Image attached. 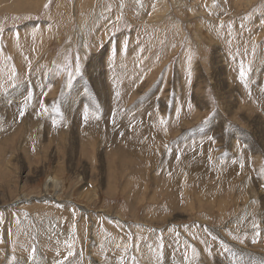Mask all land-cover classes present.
Instances as JSON below:
<instances>
[{"label": "rangeland", "instance_id": "rangeland-1", "mask_svg": "<svg viewBox=\"0 0 264 264\" xmlns=\"http://www.w3.org/2000/svg\"><path fill=\"white\" fill-rule=\"evenodd\" d=\"M0 4V53L4 47L13 51L0 55V136L3 133L5 141L0 146V262L7 255L8 245L2 243L7 236L15 254L12 260L43 255L42 260L17 264H89L93 258L103 264H147L146 258L161 264L178 259L187 264L189 258L214 264L215 256L227 264L232 256H223L225 242L214 236L215 230L249 250L264 251L263 216L240 208L243 223L231 227L238 231H229L231 225L226 224L236 220L234 208L240 200L255 201L253 208L264 205V131L255 124L261 120L259 111L264 112V0ZM257 64L258 75L251 78ZM38 76H43L44 85L60 86L62 94L37 106L42 121L34 125L25 111L35 105L33 83ZM232 83L249 94L252 87L258 88V95L251 94L253 113L248 98L246 107L231 101ZM127 84H132L130 93L124 88ZM140 104L148 108L136 113L134 107ZM8 105L15 106L13 112L8 113ZM37 130L42 144L43 134L57 131L44 151L34 140ZM58 131L65 134L60 137ZM187 139L199 140V158L184 156ZM251 144L255 150L250 155ZM164 150L167 157L158 155L157 163L155 153ZM235 152L248 155L247 163L220 175L218 162L233 160L236 166L237 156H231ZM200 156L211 164L214 160L216 167L212 180L202 181L212 187L206 193L189 169L202 160ZM165 171L163 177L169 181H155L154 176ZM215 175L223 177L221 188L213 187ZM233 177L240 178L239 185L248 179L258 194L228 189Z\"/></svg>", "mask_w": 264, "mask_h": 264}, {"label": "bare ground", "instance_id": "bare-ground-1", "mask_svg": "<svg viewBox=\"0 0 264 264\" xmlns=\"http://www.w3.org/2000/svg\"><path fill=\"white\" fill-rule=\"evenodd\" d=\"M36 1V0H35ZM38 1V0H37ZM78 1V0H77ZM1 2H3V1H1ZM21 2V1H20ZM22 3V2H21ZM89 3H90V1H89ZM80 4V3H79ZM217 4V3H216ZM1 5V4H0ZM5 6V5H4ZM17 6V5H16ZM21 6H22V4H21ZM81 6V5H80ZM33 7H35V5L33 6ZM17 8V7H16ZM81 8V7H80ZM32 9V8H31ZM84 9V8H83ZM13 11V10H12ZM263 17V16H262ZM212 21V20H211ZM171 24V23H170ZM259 29V28H258ZM12 32V31H11ZM17 32V31H16ZM12 34V33H11ZM17 34V33H16ZM15 34V35H16ZM32 36V35H31ZM4 38V37H3ZM8 39H10V37L8 38ZM20 39V38H19ZM13 41V40H12ZM19 42V41H18ZM25 42V41H24ZM226 42V41H225ZM229 42V41H228ZM14 43V42H13ZM85 43V42H84ZM218 43V42H217ZM245 43V42H244ZM11 44V43H10ZM12 45V44H11ZM15 44H13V46H14ZM11 48H12V46H11ZM13 51H12V49H9V47H4V51L2 50L1 51V53H0V55H2V53H4V55L5 54H7V53H12ZM16 52V51H15ZM18 52V51H17ZM14 55V54H13ZM34 55H36V54H34ZM7 56H9V55H7ZM11 56V55H10ZM20 56H21V51H19L18 53H16V59H17V61L19 60V58H20ZM38 56H39V54H38ZM48 57V54H46L45 55V57L44 58H47ZM26 58V57H25ZM22 59V58H21ZM42 61V60H41ZM20 62V61H19ZM25 62V61H24ZM23 62V63H24ZM4 65V64H3ZM30 66V65H29ZM22 67V66H21ZM35 67V66H34ZM258 67H259V65L257 64V66H256V71H254V74L253 75H251V78H253L254 76H257L258 74ZM6 68V67H5ZM9 68V67H8ZM37 68V67H36ZM40 68H43L42 67V65L40 66ZM40 68H39V70L38 69H35L36 70V72L37 71H40ZM3 69V68H2ZM1 69V70H2ZM197 70V69H196ZM199 70V69H198ZM66 71V70H65ZM200 71V70H199ZM8 72H10V71H8ZM24 72V71H23ZM33 72V71H32ZM42 72H43V70H42ZM56 72V71H55ZM113 72V71H112ZM34 73V72H33ZM18 74V73H17ZM38 74V73H37ZM39 74H41V73H39ZM109 74H111V73H109ZM118 74V73H117ZM127 74V73H126ZM255 74H257V75H255ZM112 75V74H111ZM47 77V76H46ZM114 78H116L115 76H113ZM117 77H118V75H117ZM136 77V76H135ZM34 78V77H33ZM32 78V79H33ZM47 79V78H46ZM55 78H53V80H54ZM117 79V78H116ZM52 80V81H53ZM113 80V79H112ZM111 81V80H110ZM176 81V80H175ZM114 82V81H113ZM116 82V81H115ZM235 82H238L237 80H235ZM120 83V82H119ZM118 83V84H119ZM134 83V82H133ZM132 83V84H133ZM118 84H116L117 86H118ZM132 84H127V86H125L124 88H126L127 89V92H129L130 90H131V88L132 87H130V85H132ZM65 85V84H64ZM113 85H114V83H113ZM248 85H249V83H248ZM239 86H240V84H239ZM65 87V86H64ZM33 88L36 90V93L34 94L36 97L32 100L34 103H35V105L33 104H31L30 106H31V109L29 110V111H25V113H26V117H27V120L29 121V122H33V123H29V124H34V125H37L38 123H40V121H42V120H40V118H39V115H38V113L36 112L37 111V106L39 105V106H46V105H48V103H49V101H52V100H55V98H56V95H57V93L59 92V88H60V86H59V88H56L54 85H51V83L50 82H48V84H45L44 85V79H43V76L42 77H40V76H38V78H37V82L35 81L34 83H33ZM135 88V89H134ZM133 89L134 90H136V87H134ZM154 88V87H153ZM71 89H73V88H71ZM123 89V88H122ZM132 89V90H133ZM138 89V88H137ZM157 89V88H156ZM252 89H254L253 90V92H251L250 94L249 93H247L249 90L247 89V90H243V88L240 86V88H238V85L236 84H233L232 83V85H231V87H230V92H231V95H232V100L231 101H233V102H235V101H238V103H239V107L241 106V105H243V106H247L246 105V100L244 101V99L245 98H248V100H249V105H250V109H249V113L251 114V113H253L254 112V108H256L254 105H253V102L252 101H250L251 100V98H252V95H254V96H256V95H258L255 91L256 90H258V88L256 87V89H255V87H252ZM19 90V89H18ZM63 90H65V88L63 89ZM70 91V90H69ZM68 91V92H69ZM72 91V90H71ZM138 91V90H137ZM44 92V93H43ZM230 92L229 93H227L228 95H230ZM59 93H61V92H59ZM130 93V92H129ZM26 94V93H25ZM24 94V95H25ZM38 94H39V96H38ZM52 94V95H51ZM62 94V93H61ZM252 94V95H251ZM19 95V94H18ZM27 95H28V93H27ZM46 95H50V97H51V99L50 100H48V99H46L45 97H46ZM248 95V96H247ZM30 96V95H29ZM29 96H26V98L25 99H29ZM73 96H75V95H73ZM80 96V95H79ZM82 96V95H81ZM154 96V95H153ZM153 96H152V98H153ZM25 97V96H24ZM23 97V98H24ZM55 97V98H54ZM64 97V96H63ZM129 98V97H128ZM152 98H151V100H152ZM154 98H155V96H154ZM199 98V97H198ZM20 99H22V98H20ZM32 99V98H31ZM30 99V100H31ZM118 99H120V98H118ZM23 100V99H22ZM21 100V101H22ZM57 100V99H56ZM121 100V99H120ZM139 100V99H138ZM143 100V99H142ZM257 100V99H256ZM20 101V102H21ZM67 101H68V99H67ZM123 101V100H122ZM154 100H152V102H153ZM258 101V100H257ZM25 102H26V100H25ZM27 102H29V101H27ZM141 102V101H140ZM160 102V101H159ZM1 103V102H0ZM18 103V102H17ZM64 103V102H63ZM81 103V102H80ZM155 103V102H154ZM153 103V104H154ZM157 103V102H156ZM238 103H237V105H238ZM256 103V102H255ZM2 104V103H1ZM10 104V103H9ZM11 104H12V102H11ZM22 102H21V106H22ZM27 104V103H26ZM25 104V105H26ZM28 104H30V103H28ZM135 104V103H134ZM146 105H147V103H145ZM199 104V103H198ZM14 105V104H13ZM51 105V104H50ZM65 105V104H64ZM146 105H143V104H140V105H138L137 107H134V108H136V113L137 112H144L145 110H146V108H148ZM200 105V104H199ZM2 106V105H1ZM19 106V105H18ZM27 106V105H26ZM26 106H25V108H26ZM62 106V105H61ZM66 106V105H65ZM68 106V105H67ZM135 106V105H134ZM234 106V105H233ZM261 106V105H260ZM20 107V106H19ZM58 107H60V106H58ZM234 107H236V106H234ZM8 113H11V112H13L14 110L13 109H15V106L14 107H12V106H9L8 105ZM133 108V107H132ZM131 108V109H132ZM203 108V107H202ZM248 108V107H247ZM259 108H261V107H259ZM13 110V111H12ZM62 110V109H61ZM0 111H1V109H0ZM24 111V110H23ZM22 111V112H23ZM71 112V111H70ZM73 112V111H72ZM78 112V111H77ZM148 112V111H147ZM247 112V111H246ZM258 112V111H257ZM2 113V112H1ZM21 112H19V114H20ZM30 113V114H29ZM74 113V115H76V112H73ZM73 113H72V115H73ZM245 113V112H244ZM18 114V113H17ZM41 114V113H40ZM67 114H68V112H67ZM119 114V113H118ZM246 114V113H245ZM259 115H260V117H261V120L259 121V122H257V123H255V124H258V131H260V132H262L263 133V131H264V112H262V110H260L259 111V113H258ZM10 114H8V116H9ZM43 115V114H42ZM69 115V114H68ZM71 115V116H72ZM73 115V116H74ZM31 116V117H30ZM248 116V115H247ZM251 116H253V115H250L249 117H251ZM11 117V116H10ZM57 117V116H56ZM26 119V118H25ZM51 119V118H50ZM7 120V119H6ZM22 120V119H21ZM55 120V119H54ZM13 120H11V122H12ZM15 121V120H14ZM26 121V120H25ZM27 121V122H28ZM143 121V120H142ZM144 121H148V116H147V118L145 117L144 118ZM3 122V121H2ZM6 122V121H5ZM4 122V123H5ZM22 122V121H21ZM23 122H24V120H23ZM22 122V123H23ZM132 122V121H131ZM130 122V123H131ZM36 123V124H35ZM12 124V123H11ZM28 124V123H27ZM29 124H28V126H29ZM47 123H44V130L47 128V125H46ZM7 126V125H6ZM5 126V124H4V127H6ZM38 126H40V125H38ZM69 126V125H68ZM17 127V126H16ZM41 127H43V125L41 126ZM89 127V126H88ZM199 127V126H198ZM1 128V127H0ZM10 127H7V129H9ZM75 128V127H74ZM87 128V127H86ZM18 129V128H17ZM43 129V128H42ZM97 129V128H96ZM199 129V128H198ZM207 129V128H206ZM2 130H3V128L1 129V132H2ZM12 130H14V129H12L11 128V130L10 131H12ZM15 130H16V128H15ZM68 130H70L69 128H68ZM89 130V129H88ZM200 130V129H199ZM4 131V130H3ZM6 131V130H5ZM92 131V130H91ZM95 131V130H94ZM93 131V132H94ZM7 132V131H6ZM35 132L37 133V135H35ZM57 131H55V130H53V131H51V134L53 133V135L51 136L50 134H43L44 136H45V142H44V144H42V133H40V131H34V140L41 146L40 148H42V150L41 151H44V150H46V147L47 146H49L47 143L48 142H53L54 140H55V138H56V134H54V133H56ZM252 132V131H251ZM49 133H50V131H49ZM58 133L60 134V137H62L65 133H63L62 131H58ZM206 133H207V131H206ZM247 133V132H246ZM11 134V133H10ZM5 135V134H4ZM10 136V135H9ZM23 137V136H22ZM29 137V136H28ZM258 137H259V135H258ZM27 139V138H26ZM191 139V138H190ZM190 139H187V141L189 140V142H188V144L189 145H187L186 146V152L184 153V156H187L186 158H190L191 160L192 159H196V158H199L198 157V155H199V152H200V148H198L197 149V142L199 141V140H197V141H195L194 139H192V140H190ZM180 140V139H179ZM201 140V139H200ZM248 140V139H247ZM251 140V139H250ZM263 140H264V133H263ZM14 141V140H13ZM34 141V142H35ZM232 142L234 141V140H231ZM237 141V140H236ZM244 141V140H243ZM4 142L5 141H3V133H1V136H0V146H1V148H2V146L4 145ZM33 142V141H32ZM192 142V143H191ZM245 142V141H244ZM41 143V144H40ZM184 143V142H183ZM246 143V142H245ZM3 144V145H2ZM179 144H180V142H179ZM231 144V143H230ZM7 145V144H6ZM25 145V144H24ZM255 144H251V146H252V149H253V151H251V152H248L250 155L251 154H253L254 153V150H255V148L253 147ZM20 146V145H19ZM202 146H204V145H201L200 147H202ZM231 147V146H230ZM34 148H35V146H34ZM44 148V149H43ZM196 150V152L195 151H193V150ZM230 150V149H229ZM240 150V149H239ZM248 151V150H247ZM53 152V151H52ZM80 152V151H79ZM160 152V151H159ZM165 150L164 151H162L161 153H155V157H156V162L158 163V155H163V156H166L165 155ZM48 153V152H47ZM214 153H215V151H214ZM219 154V153H218ZM53 155V154H52ZM60 155V154H59ZM58 156V155H57ZM231 156H237V161H236V166H234V161L233 160H229L230 162H228V161H226V160H224L223 158L222 159H220V162H218V167L219 168H222L221 169V173H220V175L221 174H223V173H225V172H228V171H232V170H235V169H237V168H239V167H243L244 165H245V163H247V161L245 160V157L246 156H248V155H246L245 153L244 154H242V152H241V154L239 155V154H237L236 155V152H235V155L233 154V155H231ZM53 157V156H52ZM51 157V158H52ZM60 157V156H59ZM167 157V156H166ZM201 158H202V156H200ZM178 158V157H177ZM225 158V157H224ZM230 158V157H229ZM43 159V158H42ZM166 159H168V158H166ZM232 159V158H231ZM235 159V158H234ZM239 159V160H238ZM162 160V159H161ZM175 160V159H174ZM216 160V159H215ZM225 161V162H223V161ZM125 161V160H124ZM188 161V160H187ZM213 162H212V164L211 163H209L208 161H206V160H204V158H202V160L201 161H195V163H194V165H193V167H190L189 169H190V172L192 173V174H194V176H192V178H193V180L197 183V185L198 186H200L201 188H203L204 187V193H206L207 191H209V189L210 188H212V187H210L209 189L208 188H206V186L204 185V184H202V181L204 180V179H206V180H208L209 182L212 180V175L214 174V169H216V167L213 165L214 164V160H212ZM165 162V161H164ZM122 163H124V162H121L120 161V164H122ZM192 163V162H191ZM239 163V164H238ZM162 164V163H161ZM120 166V165H119ZM190 166V165H189ZM211 169L212 170V173H210V174H208L207 172H206V170L207 169ZM29 171H31L30 169L28 170V172ZM46 171V170H45ZM32 173H33V171H32ZM30 174H31V172H30ZM82 174V173H81ZM165 174H167V172L165 171L163 174H160V176L157 174V175H155L154 176V178L156 179L155 181H157V180H163L164 182H168L169 181V178L167 179V178H165V177H163ZM153 175V174H152ZM220 175H215V180H216V178L218 177V176H220ZM159 177V178H158ZM153 178V179H154ZM214 179H213V187L214 186H219L220 188L222 187V181H223V177H218V180H216L215 182H214ZM49 181V180H48ZM50 181H52L51 179H50ZM228 181V180H227ZM54 183H56L55 181H53ZM195 182H191V184H194ZM239 183H240V178H238V179H235L234 177L232 178V180H231V185H229L228 184V189H231V190H234L235 192H237V187L238 188H244L247 192H249L248 193V195L247 196H249V195H254V194H258V191H256V189L253 187V186H251V184H250V182L248 181V179H246V181H241V185H239ZM49 184V183H48ZM159 184L158 183H154V186L156 187V186H158ZM48 185H46V187H47ZM105 187V186H104ZM240 192L241 191H243V190H239ZM262 192V191H261ZM200 193V192H199ZM198 193V197H201V194H199ZM264 193V192H263ZM44 195H46V196H48V197H50L47 193L46 194H44ZM263 195V194H262ZM1 196V195H0ZM24 196V195H23ZM19 197V196H18ZM39 197V196H38ZM41 197V196H40ZM34 198V197H33ZM37 198V197H36ZM52 198V197H51ZM18 199V198H17ZM22 199V198H21ZM62 199V198H61ZM26 200H27V198H26ZM40 200H42V199H40ZM54 200L55 201H57V200H60V198H54ZM13 201V200H12ZM22 201L23 200H20V198H19V200H18V202H19V204H21L22 203ZM201 201H203V199L201 200ZM205 201V200H204ZM207 202V201H206ZM255 202V201H254ZM254 202H252V201H250V200H248V199H246V200H240L239 201V206L237 205L236 206V208H234V210L236 211V213H238L237 214V216H236V220L235 221H233V220H228V222H229V224L228 223H226L227 225H231L230 227H229V231H232V229H233V231H235L236 230V232L238 231L237 229H234V228H231V227H234V226H237V225H240L241 224V222L243 223V220H242V217H240L239 215H240V208L242 209V211H249V213H252L253 215H256V213H257V216L256 217H264V205L263 204H261V206L262 207H260V208H253V206H254ZM6 203V202H5ZM13 203V202H12ZM14 204V203H13ZM18 204V205H19ZM27 204V203H26ZM48 204V203H47ZM15 205V204H14ZM30 205V204H29ZM33 205V204H32ZM197 205V204H196ZM199 205V204H198ZM206 206H207V204H206ZM216 206H218V205H216ZM31 207V206H30ZM49 207V206H48ZM189 207H191V205L189 206ZM208 207H209V205H208ZM245 207H248V208H245ZM257 207H259V205H257ZM53 211H55L56 210V208L55 207H50ZM193 208H194V206H193ZM192 209V208H191ZM218 209H219V207H218ZM260 209V210H259ZM12 210V209H11ZM208 210V209H207ZM192 211V210H191ZM19 213L21 212V211H18ZM41 213L40 211H36V213ZM48 212V211H47ZM215 212V211H214ZM220 212V211H219ZM218 212V213H219ZM221 212H224L225 214H226V211H225V209H222L221 210ZM256 212V213H255ZM206 213H208V211L206 212ZM189 214V213H188ZM227 215V214H226ZM15 217H17V216H15ZM18 217L20 218V216L18 215ZM17 217V218H18ZM171 217V216H170ZM214 217V216H213ZM23 218H24V216H23ZM11 219V218H10ZM168 219V218H167ZM207 219H208V217H207ZM215 219V218H214ZM165 220V219H164ZM171 220V219H170ZM9 221H13V220H9ZM167 221V220H166ZM220 221V220H219ZM15 223V222H14ZM197 223V222H196ZM220 223V222H219ZM249 223H252V222H249ZM203 224V223H202ZM233 224H234V226H233ZM250 226V225H249ZM249 229L251 230V228L249 227ZM264 229V228H263ZM183 232V231H182ZM216 234L214 235V236H216V235H219V237L220 238H222V240H224V242L226 243V244H230V247H232V246H235V247H237V248H239V249H241V250H235V248H233V249H231L230 247V249H228L227 247H226V245H225V243H224V245H223V243H222V245H221V247H222V249L223 248H225L224 250V253H223V256H224V254H225V256L227 255L228 257H233V256H235V255H238V254H240L238 257H237V259H232V257H231V259H230V262H229V264H238V259H240V257H242V256H245L246 257V259H243L242 261H241V263L240 264H264V251H253V250H249V249H247V245L245 246V245H243V244H241V243H238V242H235L234 240H233V238H232V240H230L228 237H227V235L225 236V234H224V232L223 231H221V230H215L214 231ZM251 232V231H250ZM250 232H247V234L249 235V233ZM230 233V232H229ZM235 233V232H234ZM240 233V232H239ZM243 233V232H242ZM241 233V234H242ZM261 233V232H260ZM10 235L11 236H13V232L12 233H10ZM239 235V234H238ZM214 236H213V238H214ZM258 236H259V234H257L256 235V237H255V239L256 238H258ZM247 237V236H246ZM262 237H264V234H260V238H262ZM218 238V237H217ZM237 238V237H236ZM248 238H250V237H248ZM263 239V238H262ZM217 241V240H216ZM220 240H218V242H216V243H220L219 242ZM256 240H254V242H255ZM2 243H6V245H8V251H7V255L1 260V262H0V264H17V263H19V262H23L24 263V261H27L28 259H34V260H42V258H43V255H41V254H39V256H35L34 258H28V257H25V255H19V256H17V258H15L14 260H12L13 258H14V252H12L11 251V249H10V246H11V239L7 236L6 238H4V240L2 241ZM247 243V242H246ZM252 243V245H253V241L251 242ZM250 243V244H251ZM264 243V242H263ZM195 244V243H194ZM248 244V243H247ZM258 244V243H257ZM232 245V246H231ZM252 245H251V247H252ZM255 246V245H254ZM253 246V247H254ZM220 247V248H221ZM250 247V248H251ZM256 247H259V245L258 246H256ZM147 248V247H146ZM145 248V249H146ZM245 249V251H242L243 249ZM147 249H149V248H147ZM174 249V248H173ZM172 249V250H173ZM190 249V248H189ZM188 249V250H189ZM200 249V248H199ZM142 250V249H141ZM171 250V249H170ZM263 250H264V248H263ZM143 251H145V250H143ZM149 251V250H148ZM148 251H147V253H148ZM175 252V251H174ZM241 252V253H240ZM24 253V252H23ZM142 253V252H141ZM150 253V252H149ZM165 253L166 254H170V253H167L166 251H165ZM191 253V252H190ZM216 253H218V252H216ZM142 254H145V253H142ZM159 254V253H158ZM157 254V255H158ZM165 255V254H164ZM171 256H173L172 255V253L170 254ZM176 255V254H175ZM187 255V254H186ZM202 255H204V252L202 253ZM148 256V255H147ZM161 256V255H160ZM196 256V255H195ZM224 256V257H225ZM162 257V256H161ZM169 257V256H168ZM168 257H167V260H168ZM176 257V256H175ZM201 257V256H200ZM144 258V257H143ZM178 258V257H177ZM192 258H195V257H192ZM202 258H204V257H202ZM201 258V259H202ZM207 258H210V257H207ZM226 258V257H225ZM224 258V259H225ZM158 259V258H157ZM222 259V258H221ZM221 259L219 258V260L217 261V256H215V263L214 264H219L220 262H221ZM173 260V259H172ZM171 260V261H172ZM179 260V259H178ZM178 260H174V261H172V262H167L168 264H173L174 262H176V264H180V262L178 261ZM197 260V259H196ZM195 259H190L189 258V260H187V262L189 263V264H199V262L198 263H195V261H196ZM223 260V259H222ZM47 262H49L50 264H56L58 261H54L53 260V262H51V260H46ZM142 261V260H141ZM145 261L147 262V264L149 263V264H161L162 262L160 261V260H155L154 258H146L145 259ZM226 261V260H225ZM32 262V261H31ZM219 262V263H218ZM223 262H224V260H223ZM228 262H227V264H228ZM186 263V262H185ZM187 263V264H188ZM203 263H204V260H203ZM30 264V263H29ZM66 264H69V263H66ZM89 264H103V262H100V260H99V258H97V260L96 259H92L91 261H90V259H89ZM166 264V263H165ZM175 264V263H174ZM206 264V263H205ZM221 264V263H220Z\"/></svg>", "mask_w": 264, "mask_h": 264}, {"label": "crops", "instance_id": "crops-1", "mask_svg": "<svg viewBox=\"0 0 264 264\" xmlns=\"http://www.w3.org/2000/svg\"><path fill=\"white\" fill-rule=\"evenodd\" d=\"M263 84H261V86H262ZM118 122L121 124L122 123V121L120 122V120H118ZM122 127V126H121Z\"/></svg>", "mask_w": 264, "mask_h": 264}, {"label": "snow or ice", "instance_id": "snow-or-ice-1", "mask_svg": "<svg viewBox=\"0 0 264 264\" xmlns=\"http://www.w3.org/2000/svg\"><path fill=\"white\" fill-rule=\"evenodd\" d=\"M243 75H244V73L242 72V73H241V76H243Z\"/></svg>", "mask_w": 264, "mask_h": 264}]
</instances>
